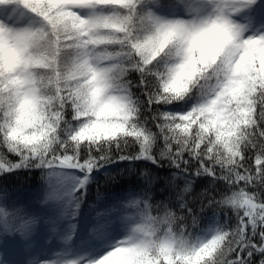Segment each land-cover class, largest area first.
Wrapping results in <instances>:
<instances>
[{"label": "snow or ice", "instance_id": "snow-or-ice-1", "mask_svg": "<svg viewBox=\"0 0 264 264\" xmlns=\"http://www.w3.org/2000/svg\"><path fill=\"white\" fill-rule=\"evenodd\" d=\"M0 264H264V0H0Z\"/></svg>", "mask_w": 264, "mask_h": 264}, {"label": "trees", "instance_id": "trees-1", "mask_svg": "<svg viewBox=\"0 0 264 264\" xmlns=\"http://www.w3.org/2000/svg\"><path fill=\"white\" fill-rule=\"evenodd\" d=\"M206 183H207L206 181L200 182V184L197 185V189L199 190V188L204 186Z\"/></svg>", "mask_w": 264, "mask_h": 264}]
</instances>
